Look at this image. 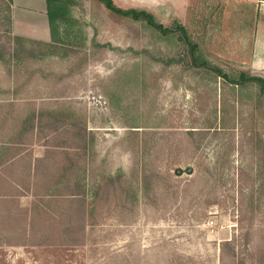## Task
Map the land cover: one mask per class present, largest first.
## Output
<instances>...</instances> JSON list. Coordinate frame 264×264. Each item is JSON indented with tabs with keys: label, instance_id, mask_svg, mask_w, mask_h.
<instances>
[{
	"label": "rangeland",
	"instance_id": "obj_1",
	"mask_svg": "<svg viewBox=\"0 0 264 264\" xmlns=\"http://www.w3.org/2000/svg\"><path fill=\"white\" fill-rule=\"evenodd\" d=\"M113 1L178 19L209 58L264 74V0ZM46 14L50 41L24 42L36 58L0 56V152L17 154L0 167V264H264L255 94L166 67L171 39L94 0Z\"/></svg>",
	"mask_w": 264,
	"mask_h": 264
},
{
	"label": "trees",
	"instance_id": "obj_2",
	"mask_svg": "<svg viewBox=\"0 0 264 264\" xmlns=\"http://www.w3.org/2000/svg\"><path fill=\"white\" fill-rule=\"evenodd\" d=\"M54 1L55 0H47L49 5ZM94 1L102 5L114 20H126L131 21L132 23H138L139 25H143L144 27L161 34L163 37L171 39L174 44V50L172 48L170 53L160 52L157 55L158 60L166 67L178 65L183 70H194L196 73L208 75L213 81L220 80L224 86H230V88L234 89V91H240V94L247 91L250 92V96L255 94L254 96L256 101L253 99L255 110H259L260 106L264 105V74L254 72L249 69L233 68L229 70L214 59L209 58L202 50L199 42L192 37L188 29L180 20L174 19L165 24L160 22L152 11L144 8L120 7L116 5L113 0ZM5 2V18L9 22L8 25L10 26L12 0H5ZM10 39L12 40L10 45L0 41L1 57H4L6 52H8L10 58L12 57V59L17 60H23L26 57H37L36 54L34 55V53L30 52V49L25 48V39L29 38L14 35ZM250 90H252V92ZM253 90H255V93ZM28 119L30 120L31 118ZM26 125L27 127L33 129V126L28 124ZM254 134L257 136V142L260 144V136L256 133V131ZM9 143L7 146L9 150H11L10 147L16 146V143H12L11 141ZM261 148L263 151L262 158L264 160V143ZM16 156L17 154L8 158L7 156L5 157V152H0V167H6L8 164L12 163V160ZM111 183L113 184L114 181L108 178L106 180V184ZM78 195L79 194H77V196ZM81 196L83 195L81 194Z\"/></svg>",
	"mask_w": 264,
	"mask_h": 264
},
{
	"label": "crops",
	"instance_id": "obj_3",
	"mask_svg": "<svg viewBox=\"0 0 264 264\" xmlns=\"http://www.w3.org/2000/svg\"><path fill=\"white\" fill-rule=\"evenodd\" d=\"M46 0H12L11 29L14 35L50 41Z\"/></svg>",
	"mask_w": 264,
	"mask_h": 264
},
{
	"label": "water",
	"instance_id": "obj_4",
	"mask_svg": "<svg viewBox=\"0 0 264 264\" xmlns=\"http://www.w3.org/2000/svg\"><path fill=\"white\" fill-rule=\"evenodd\" d=\"M179 172L182 173V172H183V169L180 168V169H179ZM185 172H187V173H192V172H193V168H192V166H188V167L185 169Z\"/></svg>",
	"mask_w": 264,
	"mask_h": 264
}]
</instances>
